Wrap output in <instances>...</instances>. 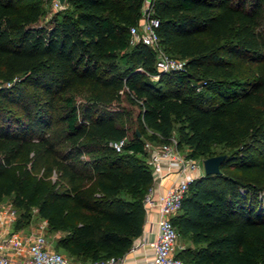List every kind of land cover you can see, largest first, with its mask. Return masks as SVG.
Wrapping results in <instances>:
<instances>
[{"label": "trees", "instance_id": "1", "mask_svg": "<svg viewBox=\"0 0 264 264\" xmlns=\"http://www.w3.org/2000/svg\"><path fill=\"white\" fill-rule=\"evenodd\" d=\"M46 2L0 0V200L19 210L13 228L34 210L72 259L123 256L153 181L143 134L176 130L192 158L226 153L189 182L176 255L264 264V0H150L161 45L185 59L158 77L155 49L129 41L145 0H65L42 21ZM121 89L139 108L131 132L113 107Z\"/></svg>", "mask_w": 264, "mask_h": 264}, {"label": "built area", "instance_id": "2", "mask_svg": "<svg viewBox=\"0 0 264 264\" xmlns=\"http://www.w3.org/2000/svg\"><path fill=\"white\" fill-rule=\"evenodd\" d=\"M50 6L59 9L64 6V1L49 0ZM159 19L154 14L150 0H145L144 10L139 21L129 27V41H141L152 46L156 51L155 65L158 77L161 72L179 70L184 67L185 59L167 52L160 43L157 31ZM200 87L197 86V89ZM109 143L121 150L124 138L111 140ZM144 149L146 159L152 167L153 181L143 198L145 212L150 207H156L157 229L155 235L148 241L151 246L152 261L154 264H185L184 260L176 255L179 249V232L173 222V216L179 213L182 199L186 195L189 182L204 172L202 161L188 157L180 147L177 140L170 137L168 141L145 140ZM176 163L180 178H174L163 190H157V184L173 171ZM0 264H119L122 256H107L94 262H81L72 259L67 254L55 249L54 244L46 237L44 225L34 233L21 235L13 228L16 218L14 208L0 207ZM46 221V220H44ZM143 241H139V244ZM133 243L131 247H134Z\"/></svg>", "mask_w": 264, "mask_h": 264}, {"label": "crops", "instance_id": "3", "mask_svg": "<svg viewBox=\"0 0 264 264\" xmlns=\"http://www.w3.org/2000/svg\"><path fill=\"white\" fill-rule=\"evenodd\" d=\"M181 172L176 163L173 164V171L168 176H165L158 184L157 190H163L168 186V184L174 178H180ZM157 209L156 207H150L145 212V219L143 223L142 233L136 238L134 243L136 245L134 247H130L122 256L119 264H154L152 261V253L153 250L149 245L148 241L155 235L157 224ZM3 223L2 218H0V226ZM38 230V227L33 223V220L30 221L29 224L17 229L19 234L27 235L30 233H34ZM60 231L50 232L51 237L48 239L54 244L55 239L59 236ZM143 241V243L139 244V241Z\"/></svg>", "mask_w": 264, "mask_h": 264}, {"label": "rangeland", "instance_id": "4", "mask_svg": "<svg viewBox=\"0 0 264 264\" xmlns=\"http://www.w3.org/2000/svg\"><path fill=\"white\" fill-rule=\"evenodd\" d=\"M45 8H46V12L43 14V17H42V21H45L47 20L57 9H54L50 6V4L48 2H46L45 4ZM156 79V78H154ZM198 84V82H196ZM201 89V86L198 85ZM121 92V99L119 101V103H114L113 107L114 108H117L118 110H124V119L127 121V124H128V128H129V132L133 131L134 129H137V113H138V106L132 102H130L125 94L123 93V89L120 90ZM85 93V89H80V90H77V97H80V96H83V94ZM152 133V130L151 129H148L144 134H143V138L144 140H148L149 138V135ZM158 134V133H157ZM171 138L173 139H176L177 140V133H176V130L173 131V133L171 134ZM150 140V139H149ZM156 142H159L158 140H156ZM214 148L216 150H220V149H223L224 147H222V145H215ZM180 150L184 153V154H188L189 151H190V148L187 146V145H183ZM190 157V156H188ZM202 158L203 157H200V158H197L200 160V162L202 161ZM202 166H203V163H202ZM204 167V166H203ZM56 176L55 172H53L51 174V178L54 179ZM264 199V197H263ZM0 207L2 208H14V205L12 204V201H11V195H8V196H5L3 197L1 200H0ZM19 210L18 209H15V214L17 216ZM32 220H33V223L36 225V227H41L42 225H44V229L46 231V237L49 238L51 237L50 235V232H47V222L44 221L45 219L40 217L36 211L33 210V215H32ZM31 220V221H32ZM186 243H188V241L184 240V239H181L179 238L178 239V245H179V248H181L182 246H184ZM55 247V246H54ZM57 249L58 251H61L65 254H67L63 249L61 248H55Z\"/></svg>", "mask_w": 264, "mask_h": 264}, {"label": "water", "instance_id": "5", "mask_svg": "<svg viewBox=\"0 0 264 264\" xmlns=\"http://www.w3.org/2000/svg\"><path fill=\"white\" fill-rule=\"evenodd\" d=\"M64 1V0H61ZM226 153H216L202 158L205 173H215L220 171V163L225 158Z\"/></svg>", "mask_w": 264, "mask_h": 264}]
</instances>
